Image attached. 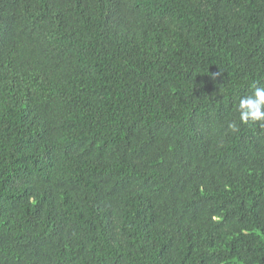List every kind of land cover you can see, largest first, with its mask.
<instances>
[{
  "label": "trees",
  "instance_id": "obj_1",
  "mask_svg": "<svg viewBox=\"0 0 264 264\" xmlns=\"http://www.w3.org/2000/svg\"><path fill=\"white\" fill-rule=\"evenodd\" d=\"M254 84L264 0H0V264H264Z\"/></svg>",
  "mask_w": 264,
  "mask_h": 264
},
{
  "label": "clouds",
  "instance_id": "obj_2",
  "mask_svg": "<svg viewBox=\"0 0 264 264\" xmlns=\"http://www.w3.org/2000/svg\"><path fill=\"white\" fill-rule=\"evenodd\" d=\"M254 94L240 99L238 109L240 111V121L242 123H248L251 121L264 122V87H256ZM229 127L235 131L237 130V125L235 122L229 124Z\"/></svg>",
  "mask_w": 264,
  "mask_h": 264
},
{
  "label": "rangeland",
  "instance_id": "obj_3",
  "mask_svg": "<svg viewBox=\"0 0 264 264\" xmlns=\"http://www.w3.org/2000/svg\"><path fill=\"white\" fill-rule=\"evenodd\" d=\"M232 264H239V263H237L236 261H233Z\"/></svg>",
  "mask_w": 264,
  "mask_h": 264
}]
</instances>
